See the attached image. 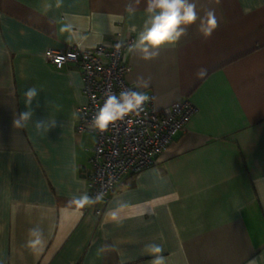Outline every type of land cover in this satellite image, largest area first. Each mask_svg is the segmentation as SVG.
<instances>
[{"label":"crops","instance_id":"crops-1","mask_svg":"<svg viewBox=\"0 0 264 264\" xmlns=\"http://www.w3.org/2000/svg\"><path fill=\"white\" fill-rule=\"evenodd\" d=\"M126 3L0 0V264H151V243L166 264H264V0H198L201 15L218 17L209 39L193 24L154 60L127 52L125 82L151 78L137 90L157 110L188 99L196 112L155 164L119 181L100 214L72 203L88 195L94 136L77 128L79 69L58 70L46 54L117 35L134 43L146 0L134 13ZM37 225L43 243L28 245Z\"/></svg>","mask_w":264,"mask_h":264},{"label":"built area","instance_id":"built-area-1","mask_svg":"<svg viewBox=\"0 0 264 264\" xmlns=\"http://www.w3.org/2000/svg\"><path fill=\"white\" fill-rule=\"evenodd\" d=\"M132 43L133 38L117 35L109 46L97 45L85 50L50 48L46 54L45 61L58 70L73 65L81 75L86 102L76 108V122L79 131L89 130L94 136L93 153L89 158L92 170L87 184L88 196L95 200L92 205L96 214L101 213L99 204L107 201L124 176L137 174L156 163L196 112L188 99L175 101L161 110H157L151 100L139 115L129 114L103 131L90 127L107 92L118 94L125 88H133L124 78L130 69L125 56ZM146 94L153 97L150 92Z\"/></svg>","mask_w":264,"mask_h":264},{"label":"clouds","instance_id":"clouds-1","mask_svg":"<svg viewBox=\"0 0 264 264\" xmlns=\"http://www.w3.org/2000/svg\"><path fill=\"white\" fill-rule=\"evenodd\" d=\"M211 3L219 4L220 0H210ZM139 0H127L125 11L134 13ZM147 18L144 21L142 30L139 31L136 41L129 46V52H138L140 58L151 61L159 57L164 47H175L183 37L188 35V28L197 24L198 32L204 39H209L219 26L218 17L214 8H208L201 15L198 10V0H146ZM135 31V28L132 29ZM207 75L206 68H199L196 72L197 78ZM151 83V78L139 77L134 88H125L118 94L106 93L102 106L96 111L90 127L103 131L117 121H122L129 114L139 115L144 111L145 105L154 97H150L142 90ZM40 90L35 86L24 93L26 105H31ZM31 117V111L21 113L19 118L14 120V126H18L21 120ZM41 123H36L39 128ZM96 199H99L97 197ZM79 208L95 203V200L87 194H82L72 201ZM115 216V213H113ZM28 245L38 246L43 243L42 229L37 225L29 229ZM146 250L152 257L151 264H166L162 255L163 248L159 244L151 243L145 245Z\"/></svg>","mask_w":264,"mask_h":264}]
</instances>
